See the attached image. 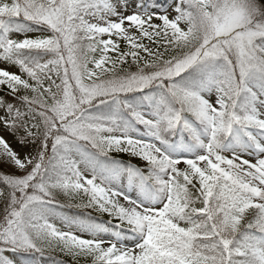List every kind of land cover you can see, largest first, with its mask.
Instances as JSON below:
<instances>
[{
    "label": "snow or ice",
    "instance_id": "snow-or-ice-1",
    "mask_svg": "<svg viewBox=\"0 0 264 264\" xmlns=\"http://www.w3.org/2000/svg\"><path fill=\"white\" fill-rule=\"evenodd\" d=\"M37 256L264 264V0H0V264Z\"/></svg>",
    "mask_w": 264,
    "mask_h": 264
},
{
    "label": "trees",
    "instance_id": "trees-1",
    "mask_svg": "<svg viewBox=\"0 0 264 264\" xmlns=\"http://www.w3.org/2000/svg\"><path fill=\"white\" fill-rule=\"evenodd\" d=\"M38 257V256H37ZM45 260H48L50 261L52 264H53V261L51 258H48V257H44ZM62 258V257H61ZM23 260H25L27 262V264H29L30 262L33 261V258L32 257H22Z\"/></svg>",
    "mask_w": 264,
    "mask_h": 264
},
{
    "label": "rangeland",
    "instance_id": "rangeland-1",
    "mask_svg": "<svg viewBox=\"0 0 264 264\" xmlns=\"http://www.w3.org/2000/svg\"><path fill=\"white\" fill-rule=\"evenodd\" d=\"M43 264H45V263H43Z\"/></svg>",
    "mask_w": 264,
    "mask_h": 264
}]
</instances>
